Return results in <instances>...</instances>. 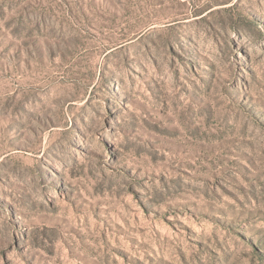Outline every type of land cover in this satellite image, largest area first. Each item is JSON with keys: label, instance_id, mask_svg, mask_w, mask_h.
Returning a JSON list of instances; mask_svg holds the SVG:
<instances>
[{"label": "rangeland", "instance_id": "rangeland-1", "mask_svg": "<svg viewBox=\"0 0 264 264\" xmlns=\"http://www.w3.org/2000/svg\"><path fill=\"white\" fill-rule=\"evenodd\" d=\"M0 264H264V0H0Z\"/></svg>", "mask_w": 264, "mask_h": 264}]
</instances>
